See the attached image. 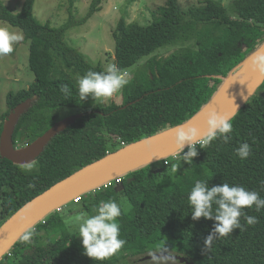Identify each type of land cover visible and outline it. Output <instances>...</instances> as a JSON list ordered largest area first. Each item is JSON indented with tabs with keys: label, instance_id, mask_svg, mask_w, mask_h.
Here are the masks:
<instances>
[{
	"label": "trees",
	"instance_id": "1",
	"mask_svg": "<svg viewBox=\"0 0 264 264\" xmlns=\"http://www.w3.org/2000/svg\"><path fill=\"white\" fill-rule=\"evenodd\" d=\"M101 2L93 0L87 15L77 19L71 0L68 20L52 27L36 19V0H25L18 13L0 0V20L23 30L30 43L29 67L35 77L29 88L8 93L7 111L0 115V136L9 113L27 99L32 106L14 134L18 147L32 143L62 120L60 108L84 113L51 140L31 164V172L26 171L29 165L0 156V226L25 203L82 167L195 116L230 74L264 44V0H232L230 6L222 0H201L188 9L182 8L180 0H166L149 25L127 22L125 17L119 20L113 31L114 64L124 72L166 45L176 48L167 55H152L139 67L121 90V104L96 105L91 97L80 99L78 81L89 70L106 69L71 46L66 33L100 11ZM62 85L69 87L70 95L61 92ZM230 120L231 140L217 139L203 148L198 144L192 164L186 162L185 171L173 181L159 183L158 176L165 171L162 166L171 161L165 165L156 160L119 176L121 181L113 179L111 184L81 195L78 202L71 201L88 215L95 214L93 208L101 201L114 199L120 205L118 222L121 238L127 243L115 255L105 261L85 255L74 225L67 223L62 210H56L30 229L34 232L30 243L20 238L0 264H130L124 261L126 257L147 255L159 243L195 264H264V210L244 209L258 218L257 223L247 225L242 216L243 229L215 240L209 250H205L204 240L216 222L191 217L188 194L196 180H207L209 186L240 185L264 198V82ZM244 142L251 146V155L241 160L235 149ZM187 150L185 147L179 154ZM118 187L131 203L129 212L121 204ZM166 261L170 264L172 260Z\"/></svg>",
	"mask_w": 264,
	"mask_h": 264
},
{
	"label": "clouds",
	"instance_id": "2",
	"mask_svg": "<svg viewBox=\"0 0 264 264\" xmlns=\"http://www.w3.org/2000/svg\"><path fill=\"white\" fill-rule=\"evenodd\" d=\"M23 39L22 35L0 26V56H6L13 51V45ZM253 71L264 74V56H257L251 65ZM127 74L115 64H110L105 71L89 70L78 81V93L82 101L89 97L95 100L108 99L122 90L128 83ZM61 92L68 96L71 91L67 85L61 86ZM243 95V94H242ZM246 98V97H245ZM175 133L176 150L180 153L187 146L188 150L180 155L182 161L192 164V159L198 155L197 145L203 148L212 141L220 139L224 143L231 140L233 125L226 115L215 111L208 113L207 131L201 135L195 127L178 126ZM236 155L245 160L251 155V146L244 142L235 149ZM29 165L26 171L31 172ZM176 171V169H173ZM264 185V181L261 182ZM29 187H34L29 184ZM191 206V217L194 221L201 217L214 220L215 226L204 240L205 250H209L217 239L227 237L234 229H243L240 218L243 216L247 225L257 223V217L249 216L244 209H254L256 212L264 210V198L257 191L248 190L240 185L209 186L207 180H196L194 187L188 194ZM94 215L81 213L77 217L76 227L81 238L84 254L93 260L105 261L119 252L127 243L121 238L118 218L122 215L120 205L114 200L101 201L98 207L93 208ZM34 232L26 231L21 240L30 243ZM152 259H156L152 257Z\"/></svg>",
	"mask_w": 264,
	"mask_h": 264
},
{
	"label": "water",
	"instance_id": "3",
	"mask_svg": "<svg viewBox=\"0 0 264 264\" xmlns=\"http://www.w3.org/2000/svg\"><path fill=\"white\" fill-rule=\"evenodd\" d=\"M261 54H264V44L250 54L240 64L239 68L233 71L228 78L233 77L248 60ZM263 82L264 74L254 71L233 99L223 105L220 109L212 111L221 115H226L230 119L233 118L255 95L258 87ZM219 91L220 88L213 96V99ZM208 105L185 122L108 153L106 156L82 167L73 174L55 183L47 190L25 203L0 226V260L26 231L34 228L50 213L65 206L76 197L90 192L102 186L104 183L126 174L132 169L156 160H161L164 157L179 152L176 150L175 145V133L178 126H184L185 128L195 127L198 129L199 133L203 135L207 131L208 113L211 112L207 110ZM31 106V99H27L18 104L16 108L9 113L0 136V156L19 165H29L34 163L57 134L64 131L84 115V113H77L59 120L32 143L24 147H18L14 142V134L21 117ZM152 257H155L156 259H152ZM143 259L178 260L181 264H195L183 255L168 251L147 254Z\"/></svg>",
	"mask_w": 264,
	"mask_h": 264
},
{
	"label": "rangeland",
	"instance_id": "4",
	"mask_svg": "<svg viewBox=\"0 0 264 264\" xmlns=\"http://www.w3.org/2000/svg\"><path fill=\"white\" fill-rule=\"evenodd\" d=\"M25 0H3L14 13H18L23 6ZM93 0H73L74 13L77 19L85 17L90 9ZM166 0H102V9L96 12L86 22L78 24L70 28L66 33V41L83 52L88 60L94 64L102 63L106 69L115 61L116 43L113 37V31L116 28L119 20L125 17L127 22H138L141 25H149L153 22L156 16H159L160 8L165 6ZM201 0H180L183 9L196 6ZM226 6H230L232 0H222ZM71 6V0H36L34 5V15L36 19L45 24L50 23L52 27H60L68 20V9ZM0 26L8 27L10 30L22 35L23 39L13 45L12 53L6 56H0V115L7 111V96L11 91H19L27 89L34 81V73L29 67L30 43L25 40L24 32L18 27H14L9 23L0 20ZM176 46L166 45L154 54L167 55L171 53ZM152 54V55H154ZM142 57L137 64L130 67L124 73L127 74L126 79H130L136 71L152 56ZM112 102L121 104L123 102L121 90L114 94L113 97L103 100H97L96 105H108ZM61 113L58 115L60 119L70 117L77 114L76 108L62 107ZM176 156V158H175ZM179 152L174 155L164 157V163L167 160L171 164L162 166L165 169L162 175L158 176V181L161 185L167 184L176 179L185 171L186 162L178 159ZM31 165V164H29ZM166 165V163H165ZM173 169H176L174 171ZM160 172V168H156ZM8 191V188H5ZM121 195V204L126 212L131 211L132 206L128 198L123 195L122 190L118 187ZM80 204L69 202L62 208V215L67 223L76 227L77 217L81 215L79 212ZM2 206L0 194V223L2 222ZM6 221V220H5ZM81 239V238H80ZM148 254H153L159 251H168L176 253L172 247H163L162 243L154 245ZM145 255L134 256L130 255L124 261L130 264H148L157 262L158 264H167L166 260H144ZM170 264H179L170 261Z\"/></svg>",
	"mask_w": 264,
	"mask_h": 264
},
{
	"label": "bare ground",
	"instance_id": "5",
	"mask_svg": "<svg viewBox=\"0 0 264 264\" xmlns=\"http://www.w3.org/2000/svg\"><path fill=\"white\" fill-rule=\"evenodd\" d=\"M258 56V55H257ZM248 60L243 67L234 74L233 77H230L224 81L222 86L220 87L219 93L213 99V101L208 105L207 110L212 111L216 109H220L223 105L233 99L241 90V88L245 85L246 81L253 74V70L250 65L254 58ZM259 56H264L261 54Z\"/></svg>",
	"mask_w": 264,
	"mask_h": 264
},
{
	"label": "built area",
	"instance_id": "6",
	"mask_svg": "<svg viewBox=\"0 0 264 264\" xmlns=\"http://www.w3.org/2000/svg\"><path fill=\"white\" fill-rule=\"evenodd\" d=\"M165 163L168 164V161L166 160ZM115 179H117V181H121V178H119V177H117V178H115ZM109 184H111V181H109V182H107V183H104L102 186H100V187H98V188H96V189H94V190H92V191H96L97 189H100L101 187H103V186H107V185H109ZM80 199H81V196H78V197H76L74 200H75L76 202H78ZM63 207H64V206L58 208L57 211H61Z\"/></svg>",
	"mask_w": 264,
	"mask_h": 264
}]
</instances>
